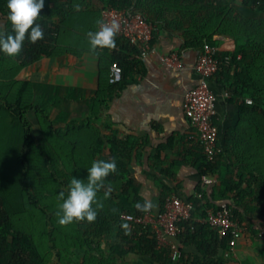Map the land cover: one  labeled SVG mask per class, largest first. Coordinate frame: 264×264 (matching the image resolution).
<instances>
[{"label":"crops","instance_id":"1","mask_svg":"<svg viewBox=\"0 0 264 264\" xmlns=\"http://www.w3.org/2000/svg\"><path fill=\"white\" fill-rule=\"evenodd\" d=\"M87 3L99 8L91 0ZM181 7L184 12L177 18L170 8L159 12L158 4L149 1L145 13L154 27L151 40L155 51L143 58L137 55V71L116 95L98 100L96 113L94 104L90 103L92 113L87 103L76 101L59 102L48 107L45 114L54 128L72 125L75 130L83 123L100 133L112 128L135 143L127 168L139 195L152 203L148 212L153 215L160 213L162 201L169 195L185 201L205 197L219 205L220 185L249 187L248 196L234 207L239 217L234 222L241 233L233 250L216 233H199V247H183L172 238L167 241L183 252L179 264H264V235H259L264 226V10L248 0H191ZM199 36L212 43L219 56L233 55L238 47L244 48L231 67L220 62L208 82L215 95L217 142L222 152L217 160L218 173L204 177L209 180L207 184L193 166L189 147L196 135L181 106L183 94L198 82L192 67L199 52L186 47L185 42ZM58 39L57 54L42 56L28 65V81L73 88L77 96L81 91H97L101 81L99 59L84 51L89 46L87 36L62 32ZM67 46H71L70 51L61 53ZM174 52L179 54L182 67L161 65L160 57ZM246 99H257L260 109L255 110ZM28 123L38 129L34 118L29 117ZM34 135L40 137V131H34ZM157 149L161 151L156 167L152 157ZM162 169L172 171V175L161 173ZM227 203L232 208L230 201ZM117 211L113 198L109 216H116ZM125 259L130 264H150L132 256Z\"/></svg>","mask_w":264,"mask_h":264},{"label":"trees","instance_id":"2","mask_svg":"<svg viewBox=\"0 0 264 264\" xmlns=\"http://www.w3.org/2000/svg\"><path fill=\"white\" fill-rule=\"evenodd\" d=\"M91 1L99 5L97 10L93 4H88L87 0H45V6L39 14L41 16L35 21L43 29V38L35 43L29 42L26 38L16 57L0 54V264H44L43 257L31 236L16 230L11 225V217L24 213L25 205L28 204L47 218V212L38 204L39 202L41 204L42 198L47 199L48 194L44 196L42 192L34 188L35 174L33 173L36 172V167L31 157L33 151H36L37 156L43 159L42 166L47 170L51 181H54L59 186L60 192L63 191L65 194L72 176L84 179L87 174L86 169L90 167L93 160L113 158L116 160L117 170L109 173L105 178V185L111 188L109 196H104L103 188L97 192V199L102 201L103 207L97 209L95 220L76 221L80 229L78 231L81 233L79 239L81 246L83 244L87 251L95 250L94 244H100V247L106 246L108 249L107 257L93 264H130L125 259L127 256L144 259L150 264H179L183 260V252L177 260L171 259L170 246L158 242L150 225L135 224L120 218L122 214L141 216L149 211H140L135 207L137 202L143 203L145 200L139 195V187L134 185L132 175L127 168L136 144L128 137H120L117 130L112 128H109L107 133L90 129L89 125L84 123L75 130L72 125H68L65 129L54 128L45 114L48 107H55L59 102L76 101L87 103L91 109L90 112H92L91 104H94V113H96L98 100H102V97L106 95L108 97L116 95L121 86L137 71L140 60L137 58L136 46L116 35L115 47L111 49L98 48L92 52L88 45L85 46L84 51L95 54L99 59L101 81L97 91H81L79 92L81 96H77V91L73 88L17 79L24 68L37 62L42 56L57 54L58 38L62 32L85 38L88 31H96L99 28L97 23L99 10L104 5L119 10L138 12L153 27L145 13L151 0ZM152 1L158 4L159 12L170 8L172 16L178 18L184 12L180 5L191 0ZM193 1L198 3L200 0ZM248 1L258 10H264V0ZM10 31L11 28L6 19V0H0V33L7 34ZM204 44L213 46L202 36L195 37L190 42L188 38L185 42L186 47L194 48L198 52ZM70 48L71 46L61 48L60 52L70 51ZM243 49V46L238 47L233 55L219 56L216 52L215 57L219 64L220 62L229 63L231 67L235 56L244 52ZM114 63L121 68V79L118 83L110 84L108 82L109 68ZM251 103V107L255 110L260 109L261 105L257 99H252ZM26 114L28 118L35 119L38 129L36 126L32 128L27 123ZM36 130L40 131V137L34 135ZM190 143L189 150L193 152L194 157L193 166L199 175L201 177L215 176L218 173L217 160L221 157V153L214 161H208L197 138L192 139ZM160 151L157 149L152 157L156 167L159 164ZM56 161L61 162L63 170L60 173H58ZM171 164L176 165V163ZM160 172L167 176L172 175V171L162 169ZM248 190L249 187H239L228 183L220 185L219 200L225 203L230 201L232 221H239L234 207L248 196ZM198 191L201 192L200 189ZM228 194L232 197H227ZM164 196L165 194L163 198ZM113 198L117 200L118 211L116 216L110 217V200ZM189 202L192 205L190 216L187 220L179 222L181 231L174 240L183 247L190 244L199 247L200 242L197 241L199 233H204L206 236L215 233L214 229L203 225L199 219L204 218L208 211L215 209L218 205L209 203L205 197ZM110 237L113 238L111 241Z\"/></svg>","mask_w":264,"mask_h":264},{"label":"built area","instance_id":"3","mask_svg":"<svg viewBox=\"0 0 264 264\" xmlns=\"http://www.w3.org/2000/svg\"><path fill=\"white\" fill-rule=\"evenodd\" d=\"M99 21L111 23L116 21L118 31L116 36L126 39L130 44L136 46L140 58L152 55L154 48L151 44L153 27L147 23L145 17L131 10H119L107 5L100 8ZM217 49L214 46L204 44L197 55L192 67L193 72L198 76L195 87L186 91L182 98V111L193 128L196 138L208 161H214L220 155L221 148L217 142V127L215 123V95L210 90L209 79L217 72L219 62L216 59ZM160 63L166 67H182L178 53L174 52L160 57ZM121 79V68L112 64L109 68L108 82L118 83ZM245 102L250 103L249 99ZM205 184L209 180L203 177ZM192 205L189 201L169 195L165 197L162 211L157 215L146 212L141 216L122 214L120 218L135 224L150 225L159 243L168 244L171 250L173 261L180 257L181 251L167 239H174L180 234L179 222L185 221L190 216ZM203 225L214 229L217 237L225 240L229 250H233L240 237L241 230L230 218V206L222 202L215 209L207 212L204 218L199 219ZM259 235H264V226L260 229Z\"/></svg>","mask_w":264,"mask_h":264},{"label":"clouds","instance_id":"4","mask_svg":"<svg viewBox=\"0 0 264 264\" xmlns=\"http://www.w3.org/2000/svg\"><path fill=\"white\" fill-rule=\"evenodd\" d=\"M44 6L45 0H6V19L11 31L7 34L0 33V54L16 57L26 38L31 43L43 38V29L35 21L41 16L39 14ZM97 23L98 30L86 33L89 50L95 52L98 48L115 47L114 37L119 27L117 22L97 21ZM116 170L117 164L114 158L95 159L86 169L87 174L84 179L72 176L66 194L63 191L58 194L61 202L56 212L57 223L66 225L73 221H94L97 209L103 207L102 201L97 199V192L103 188L104 196H109L111 188L105 185V178ZM135 207L140 211H148L153 205L149 200H145L143 203L137 202Z\"/></svg>","mask_w":264,"mask_h":264},{"label":"rangeland","instance_id":"5","mask_svg":"<svg viewBox=\"0 0 264 264\" xmlns=\"http://www.w3.org/2000/svg\"><path fill=\"white\" fill-rule=\"evenodd\" d=\"M17 79L28 80V67L20 72ZM25 120L28 123V114H26ZM29 123L33 124V121H29ZM31 157L35 161L36 167V172L33 173V175L35 174L33 179L34 188L42 192L44 196L51 195L50 197L47 195V199L42 198L41 204L40 202L38 204L47 212V218L43 213L28 204L25 205L24 213L11 217L12 227L31 236L36 248L43 257L44 264H93L107 257L108 249L106 246L100 247V244H94L93 249L95 250L89 251L83 247V244L81 246L79 241L81 233L78 231L80 229L76 221L66 225L57 223L56 212L61 202L58 195L60 193L59 186L51 181L52 179L49 177L47 170L42 166L43 159L37 156L36 151H33ZM56 163L58 173L62 172L61 162L56 161ZM109 239L111 241L113 238L110 237ZM100 248H102L101 251Z\"/></svg>","mask_w":264,"mask_h":264}]
</instances>
